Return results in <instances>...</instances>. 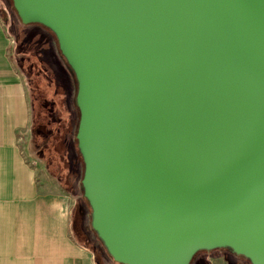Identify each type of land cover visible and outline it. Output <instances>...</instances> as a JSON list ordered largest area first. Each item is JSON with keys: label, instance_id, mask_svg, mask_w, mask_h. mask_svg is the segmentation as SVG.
I'll return each mask as SVG.
<instances>
[{"label": "water", "instance_id": "1", "mask_svg": "<svg viewBox=\"0 0 264 264\" xmlns=\"http://www.w3.org/2000/svg\"><path fill=\"white\" fill-rule=\"evenodd\" d=\"M77 81L92 228L119 264H264V0H12Z\"/></svg>", "mask_w": 264, "mask_h": 264}, {"label": "crops", "instance_id": "2", "mask_svg": "<svg viewBox=\"0 0 264 264\" xmlns=\"http://www.w3.org/2000/svg\"><path fill=\"white\" fill-rule=\"evenodd\" d=\"M10 39L0 18V264H97L75 234L71 193L33 155L31 100ZM27 129L29 160L20 144ZM209 259L229 263L225 253Z\"/></svg>", "mask_w": 264, "mask_h": 264}, {"label": "trees", "instance_id": "3", "mask_svg": "<svg viewBox=\"0 0 264 264\" xmlns=\"http://www.w3.org/2000/svg\"><path fill=\"white\" fill-rule=\"evenodd\" d=\"M13 18L15 19L14 15ZM17 18L20 20L18 16ZM39 26L47 32L49 37L43 33L42 36L26 39L21 45L19 42H16L13 46L14 59L17 56V63L19 64L21 62L23 66L29 62V67L25 70L26 72L22 71L18 65L21 75L27 76V73H29L31 79H33L34 76H36V78L41 77L42 79H40L43 85L40 90L43 95H45L44 90H46V88H51L53 89L55 97H57V95L64 97L67 106H64L63 110L59 109L58 104L55 102V98L51 103V108L49 107L47 110L43 111L40 110L39 106L37 107L34 103L35 96L33 95L36 93V89L34 88V84L30 83L28 91L32 108V152L34 157L43 164L46 171L67 190L71 186L73 188L74 185H77L81 189L83 198L92 213L89 202L84 197V189L82 186L85 165L77 140V132L81 117L76 101L78 89L77 81L66 59L61 54L55 34L46 27L42 25ZM7 32L12 37L8 30ZM31 42H34V45L30 44ZM25 44H27V46H25ZM28 46L32 47V50H29ZM59 62L62 63L64 69H60L61 65ZM38 119L40 120L39 122ZM63 127L64 131H61ZM91 229V232L99 239L97 233L92 228V224ZM85 235L88 236L89 233H85ZM86 245L89 246L93 253L95 252L92 244L88 245L86 243ZM103 247L108 254L104 245ZM232 254L231 257L246 260L244 257L238 256L233 252ZM109 257L115 264H119L115 262L110 255ZM97 261V264H101L99 260ZM193 262L194 260L191 264H193ZM206 262L207 261H203L201 264H205Z\"/></svg>", "mask_w": 264, "mask_h": 264}, {"label": "rangeland", "instance_id": "4", "mask_svg": "<svg viewBox=\"0 0 264 264\" xmlns=\"http://www.w3.org/2000/svg\"><path fill=\"white\" fill-rule=\"evenodd\" d=\"M16 14L17 13H15L12 0H0V18L4 20V24L6 25L7 30L12 35V37L9 35L11 37L10 40L12 41L11 42L12 46H14L16 42H19V44L21 45V43H24V41H26V39L34 38L37 36H42L43 33L47 37H49L47 32L44 31L38 24H32V25L22 24V22L17 18ZM13 15L15 16V19L13 18ZM30 44L34 45V42H31ZM25 46H27V44H25ZM28 49L32 50V47L28 46ZM16 58L15 59L13 58V61H14L15 67L17 68L18 72L20 73L19 67L22 71L26 72L25 70L28 69L29 62L27 64H24L23 66L21 65V62L19 64L17 63ZM60 65H61L60 69L61 70L64 69V66L62 65V63H60ZM40 78L39 77L36 78V76H34V78L31 79L29 77V73H27V76L22 77L25 85L29 86L30 83L34 84V88L36 89L35 90L36 93L33 95L35 96V99H34L35 105H37V107L39 106V109L42 111L47 110L49 107L51 108V105H52L51 103L56 98L55 102L58 104V108L63 110L64 106H67L65 103L66 100L64 101V97L60 95H57V97H55L53 89L51 88L49 89L46 88V90H44V93L46 95L45 97V95H43V93L40 90L41 86L43 85L41 82L42 78L41 79ZM39 121L40 120L38 119V122ZM61 131H64V127L61 128ZM20 136H21V140H20L21 147L24 150L25 157L29 160L31 159V155H30V151L28 150L29 148L27 149V145H28V142H30L29 141L30 140V130L27 129L25 132L21 133ZM68 191L72 195L70 196L72 207H73L72 224H73L76 236H78V239L80 237V239L83 240V243L85 244L87 243L88 245L92 244L93 250H95L94 255L96 257V260H99L101 264H115L112 261V259L109 257V255L107 254L106 250L104 249L102 242L97 238L96 235H94L93 232H91L92 231L91 229L92 213H91V210L89 209L88 204L83 198L81 189L77 185H74L73 188L71 186L68 189ZM84 232L89 233V235L86 236ZM224 253L227 255V260H229L227 262H230V264H251L248 260L231 257L232 252H230L227 249L216 250L210 253L201 251L194 258L193 264H201V262L203 261H207L205 264H215L216 261L214 260L210 261L209 257H218L220 254L222 255Z\"/></svg>", "mask_w": 264, "mask_h": 264}]
</instances>
